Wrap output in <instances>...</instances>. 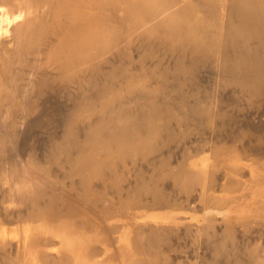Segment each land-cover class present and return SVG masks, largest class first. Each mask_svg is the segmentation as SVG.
I'll list each match as a JSON object with an SVG mask.
<instances>
[{
  "label": "bare ground",
  "instance_id": "obj_1",
  "mask_svg": "<svg viewBox=\"0 0 264 264\" xmlns=\"http://www.w3.org/2000/svg\"><path fill=\"white\" fill-rule=\"evenodd\" d=\"M0 264H264V0H0Z\"/></svg>",
  "mask_w": 264,
  "mask_h": 264
}]
</instances>
